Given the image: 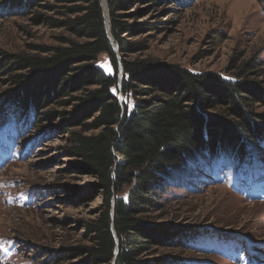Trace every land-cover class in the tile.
I'll list each match as a JSON object with an SVG mask.
<instances>
[{"label":"trees","instance_id":"16d2710c","mask_svg":"<svg viewBox=\"0 0 264 264\" xmlns=\"http://www.w3.org/2000/svg\"><path fill=\"white\" fill-rule=\"evenodd\" d=\"M15 1L27 5L35 24L46 22L68 35L59 36L56 46L34 45L35 54L0 49V83L9 86L0 105L9 103L17 119L28 117L26 125L33 122L37 129L59 118L55 127L67 135L75 167L95 178L78 188L79 196L101 197L95 215L78 221L84 242L50 258L69 264H180L174 255H154L162 247L183 248L189 233L148 217L161 208L158 188L170 168L196 154L239 158L264 139V114L253 109L264 106V86L249 78L258 62L243 61L227 71V79L159 59L129 58L147 48L130 35L158 30L159 23L135 25L125 17L167 0H147L145 9L139 6L145 0H106L111 40L102 0ZM36 7L64 9L65 17H46ZM102 53L111 74L97 63ZM114 88L133 98L131 109Z\"/></svg>","mask_w":264,"mask_h":264},{"label":"rangeland","instance_id":"374dc122","mask_svg":"<svg viewBox=\"0 0 264 264\" xmlns=\"http://www.w3.org/2000/svg\"><path fill=\"white\" fill-rule=\"evenodd\" d=\"M17 2L0 0V49L35 54L34 45L56 46L59 36L68 35L46 22L35 24L27 5ZM150 5L141 7L150 6L136 17H125L135 25L159 23L158 30L130 35L129 40L145 42L147 48L129 58L159 59L227 79L232 78L227 71L255 59L257 75L251 72L249 78L264 86V0H167ZM35 11L65 17L61 8ZM97 63L112 73L106 53ZM121 76L119 70L118 79ZM8 88L0 83V94ZM113 92L132 108L130 95L117 88ZM253 109L264 114V106L255 104ZM15 112L9 103L0 105V264H69L50 257L62 247L84 242L78 221L95 215L101 197L87 200L77 191L95 178L75 167L67 135L55 127L59 118L37 129L33 122L26 125L28 117L17 119ZM169 172L158 188L161 208L148 217L189 233L182 238L183 248L162 247L154 255H174L180 264H264V139L250 145L243 157L196 154ZM121 196L126 197V189Z\"/></svg>","mask_w":264,"mask_h":264},{"label":"water","instance_id":"95a60500","mask_svg":"<svg viewBox=\"0 0 264 264\" xmlns=\"http://www.w3.org/2000/svg\"><path fill=\"white\" fill-rule=\"evenodd\" d=\"M102 3H103V8H104V14H107V1L106 0H102ZM105 25H106V31H107V34L111 40V34H110V29H109V25H108V20L105 21ZM120 73L122 74V68L120 70Z\"/></svg>","mask_w":264,"mask_h":264}]
</instances>
